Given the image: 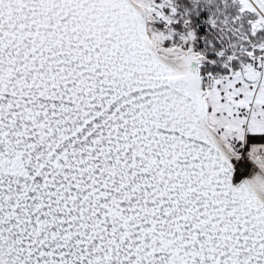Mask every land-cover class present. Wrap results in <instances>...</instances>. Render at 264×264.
<instances>
[{
    "label": "snow or ice",
    "instance_id": "snow-or-ice-1",
    "mask_svg": "<svg viewBox=\"0 0 264 264\" xmlns=\"http://www.w3.org/2000/svg\"><path fill=\"white\" fill-rule=\"evenodd\" d=\"M0 264H264V0H0Z\"/></svg>",
    "mask_w": 264,
    "mask_h": 264
}]
</instances>
